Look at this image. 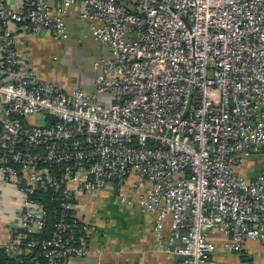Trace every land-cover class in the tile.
I'll return each mask as SVG.
<instances>
[{"label":"built area","instance_id":"built-area-1","mask_svg":"<svg viewBox=\"0 0 264 264\" xmlns=\"http://www.w3.org/2000/svg\"><path fill=\"white\" fill-rule=\"evenodd\" d=\"M10 1L0 0V264L87 257L94 229L76 199L106 189L153 216L156 249L180 264H216L213 234L224 253L264 249V172L239 174L264 154V0ZM76 5L108 49L91 62L93 93L41 77L16 39L23 27L66 41Z\"/></svg>","mask_w":264,"mask_h":264},{"label":"crops","instance_id":"crops-1","mask_svg":"<svg viewBox=\"0 0 264 264\" xmlns=\"http://www.w3.org/2000/svg\"><path fill=\"white\" fill-rule=\"evenodd\" d=\"M20 2L11 0L9 4L15 8ZM79 9L80 5H76L68 10V30L79 22L88 29L87 24L79 19ZM16 39L19 48L26 54L28 67L35 69L43 77L37 70V65L42 52L48 48L46 45L53 44L49 36H34L29 29L18 27ZM93 57L92 60L97 58ZM92 82L93 79L82 81L78 86L87 93H93ZM254 155L258 154L252 156ZM263 172L264 167L254 165L248 159L239 170V174L247 179ZM128 193L131 194V190ZM76 211L94 229L90 238V253L83 259L68 260L63 264H180L179 258L167 256L156 249L152 235L153 216L141 212L136 206H120L112 191L106 189L94 197L79 196L76 199ZM162 233L165 244L170 234L168 225L163 228ZM212 239L216 244L212 254L216 264H264V249L257 242L246 243L245 251L236 255L221 251L222 237L213 234Z\"/></svg>","mask_w":264,"mask_h":264},{"label":"rangeland","instance_id":"rangeland-1","mask_svg":"<svg viewBox=\"0 0 264 264\" xmlns=\"http://www.w3.org/2000/svg\"><path fill=\"white\" fill-rule=\"evenodd\" d=\"M81 24L79 22L75 27L69 28L66 41L57 45H46L48 48L42 52L37 70L47 81L61 83L68 88L74 85L81 88L78 85L82 81L93 79V56H105L108 49L94 42L87 27ZM248 160L254 165L264 167L263 153L251 156Z\"/></svg>","mask_w":264,"mask_h":264},{"label":"trees","instance_id":"trees-1","mask_svg":"<svg viewBox=\"0 0 264 264\" xmlns=\"http://www.w3.org/2000/svg\"><path fill=\"white\" fill-rule=\"evenodd\" d=\"M48 195L47 194H45L44 196H43V200L47 203V205H48V209H49V211H50V214H49V217H50V221L52 220V218H53V210L55 209V207L53 208V205L52 204H50L49 203V201H48Z\"/></svg>","mask_w":264,"mask_h":264}]
</instances>
